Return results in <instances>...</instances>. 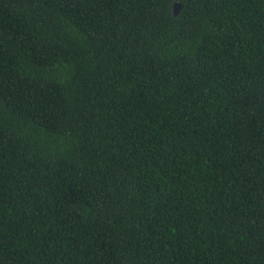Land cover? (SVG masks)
I'll return each mask as SVG.
<instances>
[{
  "label": "trees",
  "instance_id": "1",
  "mask_svg": "<svg viewBox=\"0 0 264 264\" xmlns=\"http://www.w3.org/2000/svg\"><path fill=\"white\" fill-rule=\"evenodd\" d=\"M0 264H264V0H0Z\"/></svg>",
  "mask_w": 264,
  "mask_h": 264
},
{
  "label": "water",
  "instance_id": "2",
  "mask_svg": "<svg viewBox=\"0 0 264 264\" xmlns=\"http://www.w3.org/2000/svg\"><path fill=\"white\" fill-rule=\"evenodd\" d=\"M180 10V5L178 3H173L172 5V12L174 15H177Z\"/></svg>",
  "mask_w": 264,
  "mask_h": 264
}]
</instances>
